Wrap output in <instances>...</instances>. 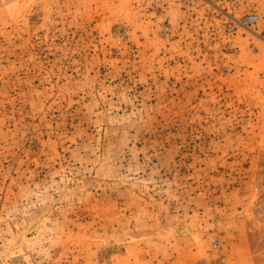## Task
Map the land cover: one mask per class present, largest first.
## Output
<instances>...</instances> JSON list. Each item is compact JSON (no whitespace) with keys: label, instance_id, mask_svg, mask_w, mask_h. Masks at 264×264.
Instances as JSON below:
<instances>
[{"label":"rangeland","instance_id":"1","mask_svg":"<svg viewBox=\"0 0 264 264\" xmlns=\"http://www.w3.org/2000/svg\"><path fill=\"white\" fill-rule=\"evenodd\" d=\"M0 264H264V0H0Z\"/></svg>","mask_w":264,"mask_h":264},{"label":"built area","instance_id":"2","mask_svg":"<svg viewBox=\"0 0 264 264\" xmlns=\"http://www.w3.org/2000/svg\"><path fill=\"white\" fill-rule=\"evenodd\" d=\"M246 20H247V23H248V24H254V23L257 22L258 17H257V16H250V17H248Z\"/></svg>","mask_w":264,"mask_h":264}]
</instances>
